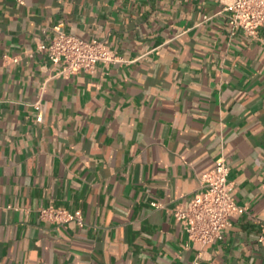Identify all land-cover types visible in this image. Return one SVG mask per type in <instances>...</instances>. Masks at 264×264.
<instances>
[{
    "label": "crops",
    "instance_id": "0c3cea01",
    "mask_svg": "<svg viewBox=\"0 0 264 264\" xmlns=\"http://www.w3.org/2000/svg\"><path fill=\"white\" fill-rule=\"evenodd\" d=\"M231 1L0 0V264H264V32ZM57 25L124 62L54 77ZM219 157L246 212L200 247L173 210Z\"/></svg>",
    "mask_w": 264,
    "mask_h": 264
},
{
    "label": "built area",
    "instance_id": "2783aa9c",
    "mask_svg": "<svg viewBox=\"0 0 264 264\" xmlns=\"http://www.w3.org/2000/svg\"><path fill=\"white\" fill-rule=\"evenodd\" d=\"M222 13L225 14L231 36L241 31L250 38H256L259 31L264 32V0H232ZM53 32L50 43L39 42L36 50L47 55L54 77L91 74L97 63L108 65L124 62L106 41L81 40L66 33L61 25L54 26ZM36 122H41L40 114ZM228 176L229 166L223 157H219L214 167L201 177L200 187L187 206L173 210L174 219L183 227L187 239L200 247L220 238L231 215L246 212V208L237 205L230 196ZM152 205L158 207L157 204ZM39 217L56 225L72 221L82 225L80 218L64 209L43 208L39 210Z\"/></svg>",
    "mask_w": 264,
    "mask_h": 264
}]
</instances>
